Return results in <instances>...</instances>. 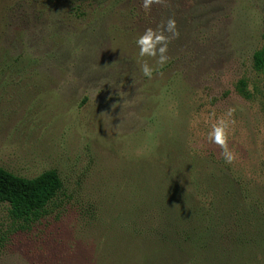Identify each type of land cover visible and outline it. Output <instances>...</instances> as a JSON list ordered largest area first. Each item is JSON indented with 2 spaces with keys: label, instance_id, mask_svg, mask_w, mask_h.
<instances>
[{
  "label": "rangeland",
  "instance_id": "1",
  "mask_svg": "<svg viewBox=\"0 0 264 264\" xmlns=\"http://www.w3.org/2000/svg\"><path fill=\"white\" fill-rule=\"evenodd\" d=\"M169 18L177 35L164 33L156 67L135 41ZM263 32L264 0H0V166L24 178L53 169L63 183L28 230L0 204V264L154 263L134 242L139 224L157 229L161 148H181L215 183L232 176L253 209L216 230L211 264H264V73L251 67ZM243 77L251 100L235 91ZM218 118L234 121L232 164L208 139Z\"/></svg>",
  "mask_w": 264,
  "mask_h": 264
},
{
  "label": "trees",
  "instance_id": "2",
  "mask_svg": "<svg viewBox=\"0 0 264 264\" xmlns=\"http://www.w3.org/2000/svg\"><path fill=\"white\" fill-rule=\"evenodd\" d=\"M251 67L256 74L264 73V32L261 46L252 54ZM234 88L246 100L253 99V90H258L246 77L239 79ZM174 154L177 156L173 157ZM159 155H165L158 169L162 176L160 183L166 187L152 192L148 201L153 209L152 217L159 219L157 229L146 231L139 224L135 247L139 246L137 250L144 255L142 258L154 260L152 264H211L210 253L216 254L209 247L214 243L216 230L226 221L237 227L242 214L251 217L253 209L245 206L239 182L232 176L223 179L222 184L215 183L214 175L199 169L193 156L183 157L181 148L173 152L161 148ZM62 191L63 183L56 170L24 178L0 166V204L8 206L15 231L28 230L47 217ZM228 233L227 237L239 240L237 234ZM130 242L127 240L126 246L131 249Z\"/></svg>",
  "mask_w": 264,
  "mask_h": 264
},
{
  "label": "clouds",
  "instance_id": "3",
  "mask_svg": "<svg viewBox=\"0 0 264 264\" xmlns=\"http://www.w3.org/2000/svg\"><path fill=\"white\" fill-rule=\"evenodd\" d=\"M154 0H143V7L148 9ZM170 33L172 37L177 35L176 22L169 18L166 23L159 26L156 30L148 28L145 32L138 36L135 43L138 47V57H152L155 58L156 67H162L168 61L167 51L169 37L164 33ZM140 72L146 78H151L154 72V67L151 66L147 60L139 62ZM232 110L229 109L227 116L231 117ZM234 121L218 118L216 123L211 126V131L208 132V139L211 143L219 145L221 148V155L225 164H232L235 159V154L227 146L229 125Z\"/></svg>",
  "mask_w": 264,
  "mask_h": 264
}]
</instances>
